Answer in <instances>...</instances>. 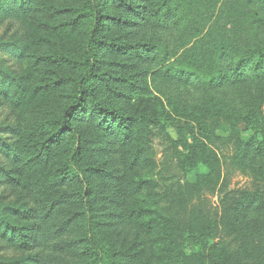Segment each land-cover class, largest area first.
Here are the masks:
<instances>
[{
    "label": "trees",
    "instance_id": "obj_1",
    "mask_svg": "<svg viewBox=\"0 0 264 264\" xmlns=\"http://www.w3.org/2000/svg\"><path fill=\"white\" fill-rule=\"evenodd\" d=\"M231 1L223 9L250 17ZM38 3L0 0V26L7 22L0 35V54L7 55H0V106L43 107L29 125L0 124V264H264V220L241 223L253 207L264 214V169L256 167L251 183L233 188L221 169L227 161L241 167L263 155L260 109L237 113L211 97L193 105L167 99L149 112L129 111L107 97L120 95L113 86L119 82L114 55L156 57L160 48L154 39L123 41V28L176 18L185 30V22L194 24L196 36L208 22L205 15L210 21L213 3L82 0L49 6L58 16L70 15L58 31L66 47L34 55V62L71 75L37 81L15 63L37 42L23 19ZM217 36L207 29L166 70L195 86L264 77V44L240 47ZM244 133L251 136L244 140ZM215 194L218 205L212 206ZM126 223L141 233L130 243L117 231Z\"/></svg>",
    "mask_w": 264,
    "mask_h": 264
},
{
    "label": "rangeland",
    "instance_id": "obj_2",
    "mask_svg": "<svg viewBox=\"0 0 264 264\" xmlns=\"http://www.w3.org/2000/svg\"><path fill=\"white\" fill-rule=\"evenodd\" d=\"M82 0H39L38 9L32 12L27 18L23 19V26L36 37L35 43H32L29 56L24 60L17 61L16 67L29 70L34 75V79L39 81L47 79L52 73L62 77H70L71 72L67 69H57L48 67L42 63L34 62V55H41L46 51L59 50L60 44L66 47L59 37L60 25L67 21L70 15L58 16L50 12L48 7H71L80 4ZM198 1V0H197ZM213 4L210 21L205 15L203 23L200 26L201 31L195 36L191 27L195 26L186 23L185 30L179 25L177 19L171 18V21L161 25L152 26L145 22L139 25L127 26L122 29L123 41H134L138 39H154L160 47L156 57L131 52L132 54L114 55L113 72L119 77V82H114L116 91L120 92L119 96L110 97L115 106L124 108L129 111L149 112L153 109L156 102L166 103L167 99L174 100L179 104L193 105L201 103L207 98L213 97L225 104L231 111L242 113L247 110L258 108L264 114V77L245 79L241 81H225L217 86L193 85L194 80H184L177 78L166 70V66L173 61L185 49L201 37L207 29H210L213 35H218V39H232L236 45L243 47L252 42L259 41L264 44V5L259 2L245 4L240 0H232L236 9L241 8L243 11H249L250 17L241 15L237 10V15L230 13L227 8L223 9L225 0H208ZM200 5V3H199ZM198 6V3H197ZM197 10V9H196ZM198 11V10H197ZM199 13V11H198ZM5 22L0 26V35L5 28ZM214 23V24H213ZM213 24V25H212ZM198 29V28H197ZM117 31V30H116ZM112 29V32H116ZM16 30L10 34L14 38ZM74 40H78L75 37ZM187 42L185 46L183 42ZM69 44V43H68ZM75 49V42L71 46ZM175 54V55H174ZM3 58L7 55L4 52L0 54ZM112 60V59H111ZM7 61V60H6ZM9 64V62H7ZM131 79L133 84H128L126 79ZM65 99L59 100L58 103H64ZM36 108H14L12 105L0 106V124L8 121L18 120L22 125H29V120L36 119L41 115V109ZM251 136L250 133H244L242 138L247 140ZM226 151V150H225ZM256 157H250L244 160L245 164L241 167L232 166L231 161L222 164V172L227 173L226 176L230 180V187L248 185L252 181L253 170L256 167L264 169V153ZM156 160L158 161V169L162 168L164 157L161 149L156 150ZM203 172V166L199 167ZM183 179L192 181L191 175H182ZM211 198L212 206L218 205L217 194ZM264 220V214L260 209L255 207L246 211L244 217H241V223L256 221L261 223ZM119 238L125 243H130L135 237L141 234L138 229L129 223L117 227ZM151 240V239H150ZM149 237H146V252L150 253Z\"/></svg>",
    "mask_w": 264,
    "mask_h": 264
}]
</instances>
